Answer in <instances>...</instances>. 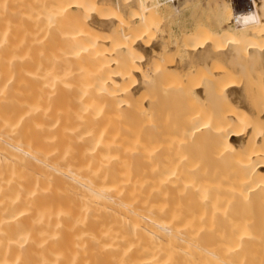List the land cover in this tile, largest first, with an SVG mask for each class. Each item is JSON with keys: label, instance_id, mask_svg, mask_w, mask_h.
Returning a JSON list of instances; mask_svg holds the SVG:
<instances>
[{"label": "bare ground", "instance_id": "obj_1", "mask_svg": "<svg viewBox=\"0 0 264 264\" xmlns=\"http://www.w3.org/2000/svg\"><path fill=\"white\" fill-rule=\"evenodd\" d=\"M22 1L0 0V264H264V103L239 78L264 76V0H44L27 41ZM196 7L224 26L190 14L152 69L144 36ZM211 60L236 79L203 121Z\"/></svg>", "mask_w": 264, "mask_h": 264}, {"label": "rangeland", "instance_id": "obj_2", "mask_svg": "<svg viewBox=\"0 0 264 264\" xmlns=\"http://www.w3.org/2000/svg\"><path fill=\"white\" fill-rule=\"evenodd\" d=\"M24 1H25V2H24ZM27 1H28V3H26ZM29 1H30V2H29ZM34 1H35V2H34ZM34 1H33V0H23L22 3L24 2V4L21 3V6H22L23 8L21 7L20 9H21V10L24 9V10H22V11L20 10V11L22 12V13L20 12V16H21V17H19V18H20L19 21L21 20V21L19 22V23H20V26H19L20 29H19V27H18V30H17V31H18L19 34L21 33V34H20L21 36H20V35H19V36H20L21 38H24V40L26 39V41L28 40V36L30 35V32L32 33L33 22H35V21H34V20H35V14H36L35 11L37 10V12H38L39 7H40V6H41V7L44 6V5L47 3L46 1H48V0H46V1H44V0H43V1H42V0H34ZM36 1L39 2L38 5H36V4H37ZM107 1H108L109 3H111V2L113 3V2H114V0H107ZM138 2H139V1H138ZM43 3H44V4H43ZM136 3H137V2L135 1V5H136ZM137 4H138V3H137ZM23 5H26V7L23 6ZM30 5H31V6H30ZM32 5H33V6H32ZM34 5H35V6H34ZM38 6H39V7H38ZM33 7H34V8H37V9L34 10ZM32 9H33V10H32ZM132 9H133V8H132ZM135 9H137V8H134L133 10H135ZM196 9H197V7H196ZM196 9H193V10L191 9V10H190L189 8H185L184 11H181L183 14L180 12V14H178L179 17H178V16L176 17L178 21H174L175 23H174L173 21H172V23H171V22L169 23V25H171V26H170L171 29H170V30H166V31H167L166 33L164 32L165 29H163V30H162V29H160V30H159V29H156L158 33L155 32V31H156L155 29H152V30H154V31L151 30V31H149V33H148L147 35L144 36L146 42L149 41L150 44H151L152 42H156V41H157V38H159V41H158V42H163V44L165 43V45H163V47H164L163 49H164V50H163V51L161 50L162 52H161L160 55H158V57H157V58H158V59H157L158 61H156V59L154 60V58L151 59L153 62L150 60L149 63H150L151 66L153 67L152 69H155L154 67H160V65H161L162 63L164 64L165 62L167 63L168 61H169V62H168L169 64H172V60H173V61H174V60H176V61H177V60H181V61H182L183 54H181V53L178 52V47H177V45H178V43H179V40L181 39V37H180V31H179V29H177V28H179L178 25L180 26V24H178V22H179L180 20H182V21H183L182 23L186 24L187 26H190L191 24L194 25V23H196V22L194 21V20H196V16L200 14L201 16L199 15L198 18L201 19V20L203 19V20L207 21L206 24H208V27L212 28L213 31H218V30L221 29V27L224 26L223 21L220 20V19H217V20H216L215 18H213L210 12L207 13L206 11H204V12H206V13H204V12H201V9H200V10H199V9L196 10ZM195 10L198 11L199 13H197ZM32 11L35 12V13H34V18H30V17H33ZM74 11H75V10H74ZM190 11H191V12H190ZM202 11H203V10H202ZM26 12H27V13H26ZM75 12L78 13L77 10H76ZM79 12H80V14H81V18H82V16H83V18H87V17L89 18V17H91L92 14H93V13H90V14L88 15V14L84 13L85 16H86V17H85L84 14L81 13V11H79ZM106 12H107V11H106ZM109 12H110V11H109ZM195 12H196L197 14H196ZM104 13H105V11H103V12L101 13V16H104ZM22 14H23V15H22ZM31 14H32V15H31ZM73 14H74V13H73ZM105 14H106V16L109 15V14H107V13H105ZM110 14H111V13H110ZM190 14H191V15H196V16H189ZM206 14H207V15H206ZM25 15H26V16H25ZM75 15H76V14H75ZM22 16H23V17H22ZM109 16H111V15H109ZM109 16H107V18H108ZM133 16L136 17L137 15L134 14ZM206 16H207V18H206ZM181 17H182V19H181ZM192 17H194V18H192ZM200 17H201V18H200ZM26 18H27L28 20H27ZM78 18H79V17H78ZM103 18H106V17H103ZM23 19H24V20H23ZM31 19H32V20H31ZM33 19H34V20H33ZM206 19H207V20H206ZM30 20H31V21H30ZM203 20H202V21H203ZM23 21H24V22H23ZM184 21H185V22H184ZM205 21H204V22H205ZM213 21H214V22H213ZM21 22H22V23H21ZM28 22H29V23L31 22L30 25H28V24H29ZM180 22H181V21H180ZM217 22H218V23H217ZM19 23H18V24H19ZM23 23H24V24H23ZM27 23H28V24H27ZM173 23H174V26H173ZM219 23H220V26H221V25H222V26L218 28L217 25H218ZM201 24H203V23L201 22ZM204 24H205V23H204ZM24 25H25V26H24ZM209 25H210V26H209ZM27 26H28V27H27ZM30 26H31V30L29 31ZM23 28H25V29H24V30H21V29H23ZM63 28H64V27L59 28L60 30H59V29H56L57 31H54L55 34L59 35V34L62 32V30H64ZM215 28H217V29H215ZM26 29H27V32H26ZM66 29H68V28H66ZM58 30H59V31H58ZM21 31L23 32V35H22V32H21ZM24 32H25V33H28V36H27L26 34H24ZM159 32H160V33H159ZM156 34H157V35H156ZM158 35H160L161 37L158 36ZM23 36H24V37H23ZM26 36H27V37H26ZM166 36H167V37H166ZM164 37H166V38H164ZM148 38H149V39H148ZM154 39H155V40H154ZM163 39H164V40H163ZM160 40H161V41H160ZM175 41H176V42H175ZM167 42H168V43H167ZM175 46H176V47H175ZM220 47H222V46H220ZM175 48H176V49H175ZM136 51H137V50H136ZM166 51H167V52H166ZM164 52H166V54H165ZM169 54H171V55L169 56ZM161 55H162V56H161ZM163 56H164V57H163ZM165 57H166V58H165ZM168 57H169V58H168ZM170 58H171L172 60H170ZM180 58H181V59H180ZM163 59H164V60H163ZM154 61L157 62V63H159V64L155 63ZM162 61H163V62H162ZM170 61H171V63H170ZM176 61H174L173 63H175ZM160 62H161V63H160ZM218 62H219V63H218ZM218 62H217V61H212V60H211V61L208 62V64H207L206 67L202 68V65H201V66H200V65L197 66V65L199 64V62L197 61L198 64L195 65V67H197V69H195V67H193L194 69L191 70V71L193 72V74H192V78L194 77V79H193V82L195 81L194 83H196V84L199 83V84H200V85L198 84L199 86H203V85H201L200 81H202V83H203V82H205V83L207 82L206 84L203 83V84H205L206 86L204 85L203 87H200V88H201V96H200V98H201V100L203 99V101H202V102L199 101V103L196 104V106L194 105V108L196 107L195 109H197V111H199V112L201 111V109H203V110L201 111L203 114H202V117L200 118L201 120H202V118H205V119H203V121L206 120V119H208V118H210V117H212V116H211V113H212V115H213V114L215 113V111L217 112V111L219 110L218 108L214 109L215 106H216V104H215L216 102H215V103L213 102V95H212V94H211V96L209 95L210 92H211V90H213L212 88L215 86L214 88L216 89L217 85H221L222 82L226 83L225 78H226V79L228 78L227 80H230V81H234V80L236 79V75H235V76H234V75H233V76H229V75H228L229 77H226L225 75H221L220 73H224V71H221V70H224V67H223L222 64H221V63H222L221 61H218ZM152 63H153V65H152ZM166 63H165V64H166ZM168 63H167V64H168ZM156 65H157V66H156ZM213 65H214V66H213ZM209 66H210V67H209ZM198 67H199V69H198ZM201 69H202V70H201ZM194 70H195V71H194ZM196 70H197V72H196ZM200 71H201L202 73H201ZM216 71H217V72H216ZM210 72H211V74H210ZM250 72H251V73H250ZM214 73H215V74H214ZM248 73H249V75H250V74H251V75L249 76V75L247 74L246 77H249V78H250V77L252 76V77L249 79L250 81L248 82V80H247L248 78L246 79V77H242L243 75H242L241 77H239V78L243 79L244 81H243V80H240V81H241V82H247V83H248V84H247V83H245V84L242 83L244 86H245L246 84H247V85H250V84H251V85H250L251 87L248 86L249 89L251 88L250 90L248 89L249 91H247V88H246L247 85L245 86V89H244V90H246L245 92H246V93L249 92L250 96L252 97L251 99L254 98V100H256V101L258 100V102H259V101H260V102L262 101L261 104H260V102H259V104L262 105V103H264V102H263L264 100H262V98L259 97V96L261 95V94H260V93H261L260 91H262V89H263V88H261V87L264 86V85H263V84H264V76H263V74H262L261 72L257 71V69H256V72H255L256 75L254 74V70H253V71L250 70ZM257 73H260V76L262 77V78H260V79H261L262 81H260V79L257 80V78L260 77V76L257 75ZM208 74H210L211 76L208 75ZM213 74H214V75H213ZM206 75H207V77H206ZM217 75H218V76H217ZM197 76H198V77H197ZM212 76H217V77H216L217 79H218V78L220 79V77H222L223 79L221 78L220 80H219V79L217 80V79H215V77H212ZM219 76H220V77H219ZM224 76H225V77H224ZM255 76H256V77H255ZM234 77H235V78H234ZM253 77H254V78H253ZM255 78H256V79H255ZM210 79H213L214 83H215V84L217 83V84L214 85V84H213V81H212V80L210 81ZM214 79L216 80V82H215ZM245 79H246L247 81H246ZM251 79H253L255 83H254L253 80H251ZM191 80H192V79H191ZM221 80H222V82H221ZM198 81H199V82H198ZM217 81H218L220 84H219ZM230 81H229V84H230ZM251 81H252L253 83H252ZM258 81H259V83H258ZM209 82H211L212 84L209 85ZM224 83H222V84H224ZM233 83H235V82H233ZM233 83H231V84H233ZM256 83H258V84H256ZM156 84L158 85V83H156ZM159 84H161V83H159ZM207 84H208L209 86H208ZM242 84H241V85H242ZM252 84H254V85L256 84L257 86L255 87V86H253ZM212 85H214V86L212 87ZM227 85H228V83H227ZM260 85H261V87H260ZM158 86H160V85H158ZM158 86H154V88L152 87V89H155V88L158 87ZM210 86H211V87H210ZM258 86H259V87H258ZM161 87H162V86L158 87V88H157V91H158L159 88L162 89ZM204 87H205V88H208V89L211 88L210 91H209V94H208V95L210 96L209 99H211V100H209L208 102H209V103L213 102V103H214L213 106H212V103H211L210 107H209V105H207V103H206V105H205V101L208 100V97H207L208 95H207L205 92H206L208 89L205 90ZM209 87H210V88H209ZM242 87H243V86H242ZM203 88H204V93H203V91H202ZM243 88H244V87H243ZM254 88H256V89H254ZM152 89H150V90L152 91V92L150 93V92H148L149 89L147 88L146 90H148V91H147L148 93H146V95H151V94H153L154 97H156V95H157L158 92L155 91V92H157V93H153L154 91H153ZM259 89H261V90H259ZM257 90H258V91H257ZM251 91H252V92H251ZM250 92H251V93H250ZM159 93H161V91H159ZM162 93H163V92H162ZM162 93H161V94H162ZM212 93H213V92H212ZM253 93L255 94V96L257 97V99H256V97H254V95L252 96ZM203 94H204V98L202 97ZM205 94L207 95L206 97H205ZM249 94H248V93L245 94V98L248 97V99H249V98H250ZM259 94H260V95H259ZM158 95H159V94H158ZM158 95H157V96H158ZM246 95H247V96H246ZM163 96H164V93H163ZM158 97H159V96H158ZM158 97H157V98H158ZM258 97H259V98H258ZM160 98H162V96H161ZM206 98H207V99H206ZM260 98H261V99H260ZM205 99H206V100H205ZM259 99H260V100H259ZM210 101H211V102H210ZM254 102H255V101H254ZM200 103H201V104L203 103V104H202V108H201V104H200ZM217 103H220V102H217ZM221 105H222V104H221ZM263 105H264V104H263ZM199 106H200V107H199ZM217 107H219V106H217ZM222 107H223V109L220 110L221 112H223V110H224V108H225L224 105H222L220 108H222ZM198 108H199V109H198ZM173 110H174V109H173ZM225 110H226V108H225ZM171 111H172V109H171ZM205 111H206V112H205ZM211 111H212V112H211ZM175 112H176V110H175ZM173 113H174V112H173ZM176 113H178V111H177ZM218 113H219V112H218ZM204 114H205V115H204ZM201 120H200V121H201ZM173 121H174V120H173ZM263 124H264V122H262V124H261L262 127H264ZM262 129H263V128H262ZM262 131H263V130H262Z\"/></svg>", "mask_w": 264, "mask_h": 264}, {"label": "built area", "instance_id": "obj_3", "mask_svg": "<svg viewBox=\"0 0 264 264\" xmlns=\"http://www.w3.org/2000/svg\"><path fill=\"white\" fill-rule=\"evenodd\" d=\"M234 2L237 9H250V7L252 6V4L250 3L251 0H234Z\"/></svg>", "mask_w": 264, "mask_h": 264}]
</instances>
